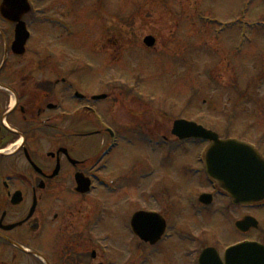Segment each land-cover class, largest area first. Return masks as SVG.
Instances as JSON below:
<instances>
[{
    "label": "rangeland",
    "instance_id": "obj_1",
    "mask_svg": "<svg viewBox=\"0 0 264 264\" xmlns=\"http://www.w3.org/2000/svg\"><path fill=\"white\" fill-rule=\"evenodd\" d=\"M89 1H61L65 14L68 5L80 4L84 10L70 11L76 33L63 38V51L70 62L79 56L80 65H73L79 67L87 102L109 92L107 102L93 104L121 137L105 171L106 179L126 190L114 201H127L128 217L152 209L180 224L176 239L166 244L170 254L152 257L149 264H186L198 255V243L214 247L215 238L224 246L242 239L264 245V210L249 212L259 227L241 234L233 222L246 211L229 208L226 215L215 208L209 219L208 211L196 205L202 190L192 170L198 168L201 144H162L163 137L171 139L173 121L182 118L216 130L222 138L231 135L264 146V0H95L93 10ZM218 22L226 28L217 36ZM241 28L245 36L238 53L233 47ZM149 36L156 40L153 49L142 43ZM83 62L91 67L85 69ZM101 139L95 136L89 149L95 150ZM192 233L200 236L191 245L178 240ZM119 243L113 240L115 248ZM188 248L192 251L183 259ZM135 251L134 258L142 250Z\"/></svg>",
    "mask_w": 264,
    "mask_h": 264
},
{
    "label": "flooded vegetation",
    "instance_id": "obj_2",
    "mask_svg": "<svg viewBox=\"0 0 264 264\" xmlns=\"http://www.w3.org/2000/svg\"><path fill=\"white\" fill-rule=\"evenodd\" d=\"M61 1L0 0V264H149L169 252L166 244L176 239L180 224L163 217L165 234L144 241L130 226L137 211L128 217L127 201H114L125 189L105 178L109 163L102 153L109 138L81 111L89 104L86 98L79 105L75 97L81 87L79 67H74L79 60L64 56ZM89 4L93 10L95 0ZM70 6L66 16L82 7ZM97 135L102 139L92 151L88 144ZM198 185L204 195L201 212L208 211L209 219L215 208L226 215L229 208L249 212L250 207L234 205L202 165ZM149 223L147 230H159L157 217ZM186 239L178 240L195 241ZM113 240L120 241L117 248ZM203 243L196 245L198 255L206 248L220 255L221 239L212 242L216 247ZM135 250H142L136 258ZM198 255L186 264H197Z\"/></svg>",
    "mask_w": 264,
    "mask_h": 264
},
{
    "label": "water",
    "instance_id": "obj_3",
    "mask_svg": "<svg viewBox=\"0 0 264 264\" xmlns=\"http://www.w3.org/2000/svg\"><path fill=\"white\" fill-rule=\"evenodd\" d=\"M144 44L147 47H152L154 44V40L150 37L146 38L144 40ZM172 135L176 136L179 139H189V138H196V139H204L209 138L204 130L197 127L196 125L192 123H187L184 121H176L173 123L172 127ZM209 139H214L210 137ZM214 141V140H212ZM215 142V141H214ZM216 144V143H215ZM218 153V159L222 160V163H219V173L217 174H211L215 175L220 179L225 180L227 182V175H237L247 173L252 177V181L255 183V190L258 192L261 190L264 192V165L259 160L258 156L253 153L249 148L244 147L243 145H239L235 143H217L216 144ZM243 150L242 152L239 150ZM216 150V149H215ZM213 151V149H211ZM210 151V152H211ZM236 163H234V162ZM245 162V164L249 165L247 167L248 171L241 170L242 168L237 162ZM233 163V164H228ZM221 165V166H220ZM246 169V168H244ZM252 169V170H251ZM232 170L233 173H230ZM232 189V188H230ZM241 189V190H240ZM235 191H238V188H234ZM250 188H239V192L237 195H240V199L237 197V201H244L241 199V196H245L247 198L250 196L249 194ZM253 191V188L251 189ZM248 194V195H245ZM257 199V198H256ZM259 199V198H258ZM257 199V200H258ZM253 200V198L251 199ZM152 214L147 215H137L135 219L133 220V227L137 234L143 239H147V237H144V230H141L142 227H144L148 222L153 221L154 218H151ZM143 225V226H142ZM256 222L253 219H244L243 221L236 223V228L242 232L247 231L250 226L256 227ZM162 226H159L161 229ZM160 229L158 232L154 233L153 238H157L160 235ZM200 264H222L219 262L217 257H215V254L211 251H206L200 259ZM225 264H264V247L259 246L257 244H242L237 247L232 248L230 251H228L225 254Z\"/></svg>",
    "mask_w": 264,
    "mask_h": 264
},
{
    "label": "snow or ice",
    "instance_id": "obj_4",
    "mask_svg": "<svg viewBox=\"0 0 264 264\" xmlns=\"http://www.w3.org/2000/svg\"><path fill=\"white\" fill-rule=\"evenodd\" d=\"M239 151H241V152H242L243 150L241 149V150H239Z\"/></svg>",
    "mask_w": 264,
    "mask_h": 264
}]
</instances>
